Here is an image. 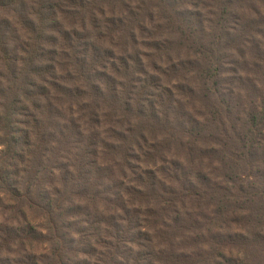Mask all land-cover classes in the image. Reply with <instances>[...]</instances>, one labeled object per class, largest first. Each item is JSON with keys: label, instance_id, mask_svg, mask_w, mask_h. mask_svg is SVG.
<instances>
[{"label": "trees", "instance_id": "1", "mask_svg": "<svg viewBox=\"0 0 264 264\" xmlns=\"http://www.w3.org/2000/svg\"><path fill=\"white\" fill-rule=\"evenodd\" d=\"M196 1L151 0L147 6L143 0H0V247H4V255L13 253L11 247L24 255L23 261L14 264H85L82 256L90 253L83 245L99 225L108 229L105 234L114 242H99L101 251L95 264H114L127 244L136 248L132 264H191V253L181 247L199 244L204 249H187L205 256L208 264H229L216 245H252L262 253L264 212L254 217L247 212V227L239 242L231 238L222 244L216 233L202 235L190 230L189 224L204 218L210 202L208 194L197 198L194 187L201 192L199 183L207 185L204 180L213 179L217 170L211 161L206 174L186 182L183 169L176 167L174 159H168V145L159 140L160 135H167V142H175L180 136L178 142L192 149L190 132L184 128L189 122L174 118L176 128L161 125L163 120L169 121L172 103L181 105L175 99L178 95H171L167 89L163 98L153 93L151 89L157 84L135 76L147 73V65L124 49V44L134 47L135 33H139L144 48L155 53L158 61L165 59L168 63L166 77L176 79L168 74L174 69L193 71L185 69L186 65L198 68V60L186 56L180 59L178 53L185 45L196 51L200 47L218 51L220 39L214 36L210 41L202 40V22L195 26L192 21L197 15ZM203 1L199 0L200 7ZM246 1L213 0L211 6L207 0L204 7L210 9L215 4L218 9L241 10L243 16V11L257 15L256 9L264 3ZM95 13L103 15V26L95 24ZM224 19L213 23L215 29ZM243 21L237 29L232 28L238 37L235 42H225L226 49L242 44H251L253 50L264 48V43L259 47L252 38L253 33L258 34L253 29L264 27V21L252 17ZM213 25L206 27L213 30ZM92 30H99L98 39L104 34L115 39L117 51L126 55L117 58L115 64L118 84L112 79L109 84L105 82L106 86L99 84L100 68L108 52L99 51L97 43H89ZM260 60L249 61L246 68L254 75V82L245 97L264 94ZM173 85L180 87L179 96L183 91L184 95H195L189 86L184 90L180 82ZM150 95L158 101H148ZM256 101L250 105L253 121L264 117L260 100ZM107 125L113 133L100 137L107 132ZM173 130L177 134L169 135ZM135 161L143 163L141 168L130 166ZM14 166L17 172L11 173ZM228 177L224 176L230 181ZM184 183L188 189L183 195L178 191ZM239 191L240 198L248 196L245 188ZM88 198L98 215L89 217L90 222L78 221L89 216L85 204ZM6 211L10 213L7 217ZM109 211L115 216L106 214ZM35 219H43L44 224L36 225ZM118 220L126 226L119 225ZM81 223L86 226L79 229ZM129 226L133 230L127 231ZM34 243L46 244V253L25 252ZM173 248L183 251L178 253ZM239 261L237 264H244ZM11 263L9 257L0 255V264Z\"/></svg>", "mask_w": 264, "mask_h": 264}, {"label": "rangeland", "instance_id": "2", "mask_svg": "<svg viewBox=\"0 0 264 264\" xmlns=\"http://www.w3.org/2000/svg\"><path fill=\"white\" fill-rule=\"evenodd\" d=\"M143 1L148 6V1L151 0ZM205 1L207 0L203 1L201 7L199 0L196 1V20L194 21L192 17H190V19H192L195 26L197 22H202L204 27L203 31L205 33V38L202 40L210 41V39H213L215 36L220 39V46L218 51L211 52L209 48L204 49V47H200L196 51L193 47L190 49V47L185 45V49L188 50L183 49L177 56H180V59L186 56L189 60H198V68H195L194 65L193 67L191 65L184 66L185 69H193V71H180L174 69L168 72V74H173V77L176 76V79L170 76L166 77L164 71H166L168 63L163 61L165 59L158 61L153 56L155 53L144 48L142 45L144 39H142L139 33H135L134 47L124 44V49H128V53L139 57L141 63L147 65V73L143 71L144 74L135 76L141 80H148L157 84L154 85L156 89H151L153 93L163 98L166 94L163 90L167 89L171 92V95H174V93L178 95L175 99L181 105L178 107V104L173 102L172 106L174 109L170 114L169 121L163 120L161 125L163 127L171 126L172 128H176L177 123L174 118L183 122H189L184 128L186 131L189 130L190 132L188 137L192 142L193 148L187 149L183 147L182 145L184 142L181 141L179 143L177 140L181 138L180 136L174 139L175 142L165 141L167 135H160L159 140L164 145H168V147H166L167 157L170 160L174 159L173 161L178 164L176 165L177 168L183 169L188 178L186 182H194L195 177L206 174V171L209 169L208 163L211 161L213 162L212 165L215 166L217 170L215 175H213V179L210 177L204 180V182H209L205 186L201 185V182L199 183L200 186H202L201 192L196 186L194 187V190L198 192L197 198H202L204 194H208L207 201L210 202L207 203L208 205L205 212H203L204 218L200 219L197 223L189 224V226H192L190 230H194L195 233L198 234L205 235L208 231L212 234L216 233L217 239H219L221 243L223 242L222 244H225L227 240L231 238L238 242L240 241L239 236L244 233L247 227L248 213L249 217H254L264 212V117L260 120H250L251 102H257L256 99L260 100L261 108L264 109V94L258 97L244 96V94H250L247 93L246 89L249 88V84L254 82V75L246 72L248 70L246 68L249 67V61L261 58L260 66L264 69V48L260 47V44L264 43V27L261 25V28L255 27V29H253V32L255 30V32L258 33H253L252 35V38L259 44L260 49L258 50H253L251 44H242L235 46V48L227 47L228 49H226L227 44H225V42L229 40L234 42L237 40L238 34H236L232 28L237 29L241 23H244L243 19L247 20L252 17L253 20L257 19L264 21V3L261 7L259 6V8L256 9L257 15L249 11V14L247 11H243V16H241V10H238L241 12L240 14L235 9H233V11L230 10V12L229 9H218L215 4L212 8L208 9L204 7ZM255 2L256 0H247L245 3L255 4ZM209 4L212 6L213 0H210ZM131 6L133 7L135 4L133 3ZM208 10L210 13H207ZM218 13H222L223 16H218ZM95 15L98 21L95 24L103 26L105 21L103 15L98 13H95ZM218 18L225 19L224 21L221 20V24L215 29L213 23L218 20ZM184 20L187 19L185 18ZM211 24L213 25V30L210 29V26L206 27ZM226 27L227 31H224ZM259 29L262 30V33L258 32ZM98 32L99 30H92L90 35H88V33L84 34L88 35L90 44L97 43L99 45V51L104 50L108 52L105 55V61H102L103 66L100 68L101 76H99V84L101 85L102 83L106 86V83H111V81L108 82L110 79L113 80V83L118 84L120 79L117 77L118 75H114L117 69L115 64L118 62L117 58L126 55H124L121 50L117 51L115 39H110L106 34H104V37L101 39L96 38ZM101 32H103V30ZM12 45H15V41H13ZM133 50L134 52H132ZM191 54L193 56H191ZM172 58H176V56L172 55ZM153 65H157L159 69L153 67ZM261 72L264 74V71L261 70ZM179 82L182 84L184 90L185 87L189 86L192 91L195 92V95L191 93L188 94L189 96L186 94L184 95L183 91L182 95L179 96L180 87H172L174 86L173 84ZM139 83L141 82L137 84ZM258 87H260V85H258ZM147 100L154 102L158 101V99H155L154 95L148 96ZM105 130H107V132L100 134V137H104L105 135L109 137L113 133L109 125L105 126ZM172 134L176 135V130L169 133V135ZM251 134L253 136H251ZM251 142H254L253 147L252 145L249 147ZM244 146H246V148H244ZM133 154L134 156L138 155L136 151H134ZM176 156L178 157L177 159H175ZM254 161H258L259 164H255ZM130 164L134 169H139L143 165V163L140 165L136 161ZM14 171L17 172V167L15 168V166L11 170V173ZM15 176H18V174ZM208 176L210 175L208 174ZM224 176H229L228 178L230 181L226 180ZM14 180L16 179L14 178ZM216 180L217 182H215ZM125 185H127V183H125ZM183 185L184 186L180 185L179 188L181 189H179L178 192L184 195L188 187H186V183ZM242 187L245 188L248 195L247 197L240 198L239 189ZM85 204L86 212L89 216L87 215L88 217L86 218L81 217L78 221L87 220L90 222V218L97 217L98 211H93V205L90 199L86 200ZM99 208L101 209V206H99ZM1 212L2 210L0 209V223H3ZM106 214L115 216L111 211L106 212ZM118 214L122 213L118 212ZM9 215V211L4 213L6 217ZM35 222L36 225L44 224L43 219H35ZM117 222L119 225L126 226L121 220ZM249 223L253 227L257 225L255 222L252 224V222L249 221ZM85 226V223H81L78 228L82 229ZM96 228L98 229H96L90 237H86L88 242L83 245L86 252L90 253L89 255L82 256V258L85 259V264L98 263L97 258H99V255L97 253L101 251L99 242H114L113 238H108L106 236L105 231H108V229L103 225H99ZM131 230H133V228L129 226L127 231ZM69 232H71L70 229ZM113 234L114 233L110 236ZM72 237L74 238V235H72ZM65 240L69 241L67 238ZM196 241L199 242L198 239ZM201 242L204 241L201 240ZM34 244L35 245L30 247V249L26 247L25 252H29L30 255L46 253V244ZM130 246V244H127L124 252L120 256L114 258V264H132L130 262L132 253L136 248ZM202 246L199 244L181 248L191 253V264H208L209 261H207L205 256L198 253L195 255V251L187 249H204ZM220 246L221 247L216 245V250H219V252L221 251L227 256L226 260L228 262L226 263L237 264V262H240L239 260L242 259L244 264H264L263 249L261 250L262 253H257L256 247L252 245H243L242 247H237L239 246L238 244ZM128 248H130V251L126 253ZM14 249H16V247H11L10 250H13V253H6L7 255H4V247H0V255L9 257L12 260L11 264H14L13 261H23L25 259L23 257L24 255L20 256L18 253H15ZM173 249L178 253H182L183 251L180 248ZM245 253L246 258H244ZM247 259L250 260L247 261Z\"/></svg>", "mask_w": 264, "mask_h": 264}]
</instances>
